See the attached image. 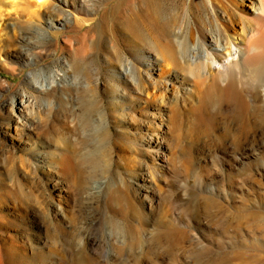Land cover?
Returning a JSON list of instances; mask_svg holds the SVG:
<instances>
[{
    "label": "rangeland",
    "instance_id": "rangeland-1",
    "mask_svg": "<svg viewBox=\"0 0 264 264\" xmlns=\"http://www.w3.org/2000/svg\"><path fill=\"white\" fill-rule=\"evenodd\" d=\"M114 2L47 0L30 23L0 10V264H264V119L240 136L228 104L164 83L185 74L161 54L125 75L124 19L153 1L117 19ZM163 2L183 36L197 28L191 0Z\"/></svg>",
    "mask_w": 264,
    "mask_h": 264
},
{
    "label": "bare ground",
    "instance_id": "bare-ground-1",
    "mask_svg": "<svg viewBox=\"0 0 264 264\" xmlns=\"http://www.w3.org/2000/svg\"><path fill=\"white\" fill-rule=\"evenodd\" d=\"M7 1H4L3 4L0 3L4 6H0V10L6 8L9 12L15 11L20 16L24 14L27 16L25 22H34L33 19L39 15L47 0ZM96 1L106 4L115 1L110 12L116 19L122 17L123 10L127 5L126 0ZM152 1L149 8L151 17L148 20L138 22L124 19L123 28L126 31L127 43H129L131 52L136 51L139 55L130 58V66L126 67L124 74L129 76L135 73L137 62L141 65L140 69L147 72L152 71L153 74L158 70L160 61L155 57V53L166 56L171 60L176 70H182L181 73L185 74L180 76L182 81L178 79V75H170L164 81L166 85L193 80L192 84L196 87L194 88L196 90L198 88L200 92V96L198 95L200 103L198 104L201 106L199 107L207 109L214 103L217 108L224 111V107L228 104L231 107L230 115L239 126L236 131L240 136L247 134L252 129L254 120L264 119L263 105L257 107L258 105L255 106L251 103L252 101L248 100L251 96L258 98L259 90L264 88V0H191V6L197 15L199 24L196 29L192 28L189 31L188 36H183L182 23L179 24L176 17L173 16L172 8L168 3H164L163 0ZM249 1L255 7L251 15L246 14L244 10ZM83 10L87 11L88 9L84 7ZM60 11L59 7L53 8L51 13L60 14ZM99 19L101 26L108 20L105 11ZM239 26L241 30L238 29ZM195 50L200 54V57L193 60L189 54ZM185 52H189L187 57L184 55ZM180 55L183 57L181 58ZM166 68L168 69V65ZM204 68L208 69L207 72L204 71ZM34 86L38 87L35 84ZM251 93L252 95H250ZM198 104L196 108H198ZM85 106L83 119L87 123L92 119L91 116L96 112L98 104L97 101L91 99L85 101ZM208 120V122H212L210 118ZM206 125L210 124L206 123ZM171 231L172 233L168 230L167 235L171 234L176 237L177 232L174 233V229ZM198 259L200 258L198 257Z\"/></svg>",
    "mask_w": 264,
    "mask_h": 264
}]
</instances>
